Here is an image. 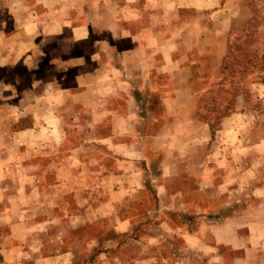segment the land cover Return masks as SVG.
<instances>
[{
  "label": "rangeland",
  "instance_id": "1",
  "mask_svg": "<svg viewBox=\"0 0 264 264\" xmlns=\"http://www.w3.org/2000/svg\"><path fill=\"white\" fill-rule=\"evenodd\" d=\"M74 1L80 9L81 0ZM230 1L225 54L234 42L261 54L264 0ZM92 2H83L85 13L92 11ZM37 53L28 52L30 57ZM49 67L42 61L34 70H39L42 83ZM32 71L16 65L0 69V264H134L149 259L151 264H264L262 72L245 75L242 92L232 100L227 86L217 85L219 70L212 80L195 82V109L213 107L211 121L227 101L231 113L225 118L243 115L240 134L231 136L242 143L225 153L218 147L224 139L219 141L215 131L208 139L207 133L199 137L198 130L190 128L183 136L189 144L181 155L172 150L168 172L159 160L161 148L150 149L156 158L148 165L151 180L143 179L140 171L129 172L128 163L118 171V161L125 158L114 162L102 155L96 141L113 132L100 130L109 123L100 125L80 108L81 100L67 107L54 101L55 115L49 114L48 101L22 100L31 90ZM209 89L213 95L207 94ZM223 120L214 124L217 130ZM233 124L239 128L241 123ZM167 173L173 176L165 190L183 194L186 216L181 218L164 210L167 197H155L165 182L161 175ZM140 190L143 195L137 194ZM114 192V209L100 210ZM185 234L194 239L179 236Z\"/></svg>",
  "mask_w": 264,
  "mask_h": 264
},
{
  "label": "crops",
  "instance_id": "2",
  "mask_svg": "<svg viewBox=\"0 0 264 264\" xmlns=\"http://www.w3.org/2000/svg\"><path fill=\"white\" fill-rule=\"evenodd\" d=\"M83 2L87 0H81L76 9L74 0H0V69L16 65L33 73L42 61L47 62L50 70L45 80L41 82L36 70L31 90L22 100L48 101L50 115L56 114L58 100L65 107L81 100L80 108L100 125L109 123L110 127L100 130L113 133L101 135L96 143L102 155L114 162L125 158L118 161V171L128 163L129 172L140 171L143 179L150 178L148 165L156 159L150 149L156 146L161 148L159 160L168 172L173 151L181 155L189 144L183 137L186 130L196 128L199 137L207 133L209 139L207 126L193 119L196 96L192 86L218 73L231 1L96 0L89 13L83 11ZM30 51L38 53L30 57ZM236 105L240 108L242 102ZM243 118L242 114L228 116L215 131L219 141L224 139L218 147L223 146L225 153L241 145L231 136L240 134ZM236 121L241 123L239 128L233 124ZM167 174L161 175L165 182L173 176ZM165 182L155 197H167L165 211L177 212V218L186 216L183 194L166 191ZM111 196L100 210L114 209L118 193ZM179 236L194 239L188 234ZM149 260L134 264H151Z\"/></svg>",
  "mask_w": 264,
  "mask_h": 264
},
{
  "label": "trees",
  "instance_id": "3",
  "mask_svg": "<svg viewBox=\"0 0 264 264\" xmlns=\"http://www.w3.org/2000/svg\"><path fill=\"white\" fill-rule=\"evenodd\" d=\"M248 34H246V36ZM247 37H249V35ZM245 42L247 44V40ZM241 46V44L236 42L230 43L227 47L221 66L219 67L220 79L217 85L219 87H223L224 85L227 86L226 90L231 92V100L234 99L238 93L242 92L240 88L241 83L245 75H247L250 71L256 69L264 74V50L261 54H258L254 51L249 52L247 51V47L241 48ZM238 57L240 60L237 59ZM213 93V89H209L207 91V94L213 95ZM199 109H202L201 111L204 112L203 115L199 114ZM211 113H214L213 107L205 108L204 106H197L193 114V119H198L197 117H199L201 120L198 121L207 126L210 132V137L212 136V133L217 130V126L214 127V124L217 125L220 119L225 118L231 113V109H229V101H227L223 111L220 112L219 117L217 118L215 116L213 121H211ZM215 114H217L216 111Z\"/></svg>",
  "mask_w": 264,
  "mask_h": 264
}]
</instances>
